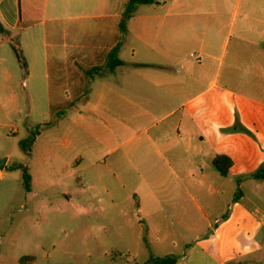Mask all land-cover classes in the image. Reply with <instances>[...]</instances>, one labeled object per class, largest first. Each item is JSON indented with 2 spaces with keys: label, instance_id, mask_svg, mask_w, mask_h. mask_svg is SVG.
<instances>
[{
  "label": "crops",
  "instance_id": "0c3cea01",
  "mask_svg": "<svg viewBox=\"0 0 264 264\" xmlns=\"http://www.w3.org/2000/svg\"><path fill=\"white\" fill-rule=\"evenodd\" d=\"M117 2L115 10L114 0H0V103H7L0 110L20 108L35 95L33 85H48L57 42L59 78L72 91L65 97L83 98L73 120L72 166L90 172L81 181L89 183L94 208L123 215L113 223L143 224L139 236L153 253L147 260L264 264L247 250L228 260L220 245L225 229L239 239H264V209L241 206L229 214L245 195L227 200L224 189L226 178H239L240 189L243 179L227 176L257 160L264 143V0H155L136 7L124 33L127 0ZM117 46L122 64L110 70L107 55ZM90 71L96 88L76 91ZM82 135L92 140L81 142ZM219 155L231 160L226 176L212 165ZM5 159L0 243L15 246L28 236L31 187L5 175Z\"/></svg>",
  "mask_w": 264,
  "mask_h": 264
},
{
  "label": "rangeland",
  "instance_id": "374dc122",
  "mask_svg": "<svg viewBox=\"0 0 264 264\" xmlns=\"http://www.w3.org/2000/svg\"><path fill=\"white\" fill-rule=\"evenodd\" d=\"M115 1L117 0H114L116 10L120 2ZM140 12L141 10L137 15ZM95 24L87 22V30L90 26L94 30ZM58 48L57 42H51V80L48 85L43 86L40 82L38 91L33 85L35 95L32 99L23 98L20 108L12 111L0 110V159L9 157L5 175L22 177L21 170L13 167L22 165L28 168L33 207L31 223L28 219L27 238H20L15 246L0 243V264H20V258L24 256L33 257L29 264H144L153 254L151 246L145 244L139 236L145 232L144 225L135 223L127 226L122 219L113 223V216L121 218L123 215L108 213L104 208H94L95 203L90 200L92 192L88 188L89 183L81 181L90 172L87 170L79 173L72 166L76 156L72 149L76 142L73 120L77 108L83 104V98L72 102L66 99L65 94L70 95L72 91L59 78L55 64L58 55L55 51ZM127 49L124 48L122 52L124 60H129L130 50ZM95 73L90 71L88 79L83 78L81 85L75 87V90L90 94L91 88H96V81L99 79ZM90 78L95 79L93 85L89 82ZM37 81L35 77L33 82L36 85ZM28 86H31L30 82ZM71 104L73 105L70 106ZM28 123L31 124L30 129L40 126L30 157L23 153L19 144L29 135L30 129L26 128ZM16 129L17 133H13ZM69 130H72L70 134ZM64 133H67L66 137ZM91 140L83 135L81 137V142ZM259 141L264 142V139L260 137ZM259 148V158L250 165L242 166L239 176H227L243 179L240 190L245 195L242 201L231 203L229 214H233L241 206L264 209V182L250 177L253 172L264 167V143ZM94 171L103 172V167L97 166ZM238 179L224 180L227 200L236 201ZM227 209L229 207H226V211ZM17 221L20 222V215ZM258 224L263 225L264 219ZM260 229L261 226L258 227ZM180 232L174 231L177 234ZM241 237L242 235L234 236L232 230L225 229L222 232L220 245L224 256L234 261L235 252L247 250L251 252L250 258L260 257L264 262V239H239ZM168 248L169 246L166 249Z\"/></svg>",
  "mask_w": 264,
  "mask_h": 264
},
{
  "label": "trees",
  "instance_id": "16d2710c",
  "mask_svg": "<svg viewBox=\"0 0 264 264\" xmlns=\"http://www.w3.org/2000/svg\"><path fill=\"white\" fill-rule=\"evenodd\" d=\"M154 2L155 0H127L122 13L121 20L119 22L120 32L121 33L125 32L126 23L134 13L137 6L143 4H152ZM0 30H2L1 25H0ZM117 51H118V46L113 48L107 55L106 67L110 70H113L115 67L120 66L122 64V61L118 58ZM15 54L18 62L22 63V60L19 54L16 52V50H15ZM39 130H40V126H36L35 128L30 129L28 137L19 142L23 153L28 157H30L32 154L33 147L36 143L37 137L39 136ZM212 165L219 172L220 175L226 176L231 166V160L226 156L219 155L212 160ZM16 168L21 170V176H22L24 188L25 190L29 191L31 187L30 185L31 176L29 174L28 168L22 165H17ZM250 177L255 180H264V167L252 173ZM240 182H241L240 180H238L237 182L238 188L235 194L236 195L235 199H238L241 196V191L239 189ZM32 260L33 257L31 256L21 257L20 264H25L27 261L31 262ZM176 262H177V257L171 255L166 257H150L147 261H145L144 264H175Z\"/></svg>",
  "mask_w": 264,
  "mask_h": 264
},
{
  "label": "water",
  "instance_id": "95a60500",
  "mask_svg": "<svg viewBox=\"0 0 264 264\" xmlns=\"http://www.w3.org/2000/svg\"><path fill=\"white\" fill-rule=\"evenodd\" d=\"M5 162H6V159L3 158V159H0V169L2 170L4 165H5Z\"/></svg>",
  "mask_w": 264,
  "mask_h": 264
}]
</instances>
